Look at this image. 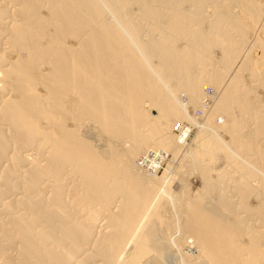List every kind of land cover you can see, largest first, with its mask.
Here are the masks:
<instances>
[{
	"label": "bare ground",
	"instance_id": "1",
	"mask_svg": "<svg viewBox=\"0 0 264 264\" xmlns=\"http://www.w3.org/2000/svg\"><path fill=\"white\" fill-rule=\"evenodd\" d=\"M0 168V264H264V0H0Z\"/></svg>",
	"mask_w": 264,
	"mask_h": 264
},
{
	"label": "rangeland",
	"instance_id": "2",
	"mask_svg": "<svg viewBox=\"0 0 264 264\" xmlns=\"http://www.w3.org/2000/svg\"><path fill=\"white\" fill-rule=\"evenodd\" d=\"M210 3V4H209ZM212 3H211V1H208V3L206 4V6L204 7L205 9L207 8V7H210L209 5H211ZM188 6V7H187ZM191 9H190V5H186V7H185V5H184V7H183V9H184V11H185V9H186V11H191V10H193V8H194V6H192L191 5ZM208 10H210V8H207L206 10H204V11H208ZM136 11V10H135ZM205 14H207V12H204ZM181 42L182 41H180L179 43L181 44ZM183 43V42H182ZM216 55V56H215ZM242 56H244V54L242 55ZM216 57V58H215ZM220 57V50H219V48H216V50H214V58L217 60L218 58ZM215 60V61H216ZM241 60V58L239 59V61ZM236 62V64L237 65H239L240 64V62ZM236 64H234V65H232V67L233 68H235V66H236ZM231 68V67H230ZM232 68V69H233ZM231 69V70H232ZM233 74H234V70H232L230 73H229V76H228V79L229 78H231L232 76H233ZM215 87V88H214ZM212 91H214V92H216L217 91V89H216V86H214L213 84H208L207 86H206V92L207 93H213ZM182 96V99L184 100V102H185V100L187 99L186 97V95L185 94H183V95H181ZM186 96V97H185ZM207 97H209V98H211L212 99V97L211 96H209V94L207 95ZM195 112H196V114H200V110H199V108L198 109H196L195 110ZM153 113L154 114H156L157 115V110L156 109H154L153 110ZM195 131H196V129H195ZM173 155L170 153V156L169 157H171V158H173L172 157ZM179 156V155H178ZM179 158V157H178ZM178 158L176 157H174V161L173 162H177L178 161ZM176 160V161H175ZM1 169V168H0ZM179 178H177V179H175L174 181L175 182H173L172 184H173V187H174V189L175 190H177L178 188H179V185L181 184V183H179V182H181V181H179L178 180ZM195 180V179H194ZM179 181V182H178ZM195 182V181H194ZM175 183V184H174ZM167 258H166V260L168 261V263L169 264H173L174 263V258H175V254L173 253V251H167V254L165 255ZM173 256V257H172ZM169 257H170V261H169ZM172 257V258H171ZM173 262V263H172Z\"/></svg>",
	"mask_w": 264,
	"mask_h": 264
},
{
	"label": "built area",
	"instance_id": "3",
	"mask_svg": "<svg viewBox=\"0 0 264 264\" xmlns=\"http://www.w3.org/2000/svg\"><path fill=\"white\" fill-rule=\"evenodd\" d=\"M144 157L147 158V159H149V161H150V159H151V158L147 157V155H144Z\"/></svg>",
	"mask_w": 264,
	"mask_h": 264
}]
</instances>
